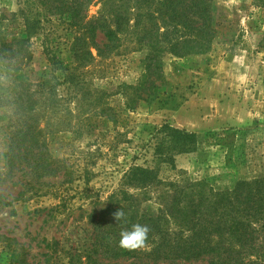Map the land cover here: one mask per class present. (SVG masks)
Instances as JSON below:
<instances>
[{"label":"trees","instance_id":"16d2710c","mask_svg":"<svg viewBox=\"0 0 264 264\" xmlns=\"http://www.w3.org/2000/svg\"><path fill=\"white\" fill-rule=\"evenodd\" d=\"M211 3L212 0H17V10L0 18V67L19 73L31 65V44L37 40L46 71L35 81H20L9 87L8 94V89L0 88L5 91L0 94V108L13 106L5 178L12 179L16 171H21L29 179L23 186L25 190L33 188L32 182L47 186L42 182L46 178H61V186L71 184L75 171L64 159L51 156L48 134L40 126L44 113L48 116L57 112L64 101L58 95L59 88L64 87L69 96L77 98L88 88L81 81L87 69L97 60L123 55L134 44L147 52L141 59L143 74L138 84L126 87L127 105L148 102L156 96L155 82L164 79L161 54H178L180 50L198 54L214 40ZM93 7L97 11L90 16ZM99 34L105 38L101 44L97 41ZM109 110L101 107L96 116L102 118ZM113 116L112 113L111 119ZM149 135L151 165L132 163L102 207L97 205L89 213L80 231L90 243L69 246L61 262H49L48 255L45 263L264 264V177L240 182L232 190L207 189L201 181H189L175 165L177 156L197 150L195 133L164 123ZM163 167L176 172L174 177H161ZM119 210L124 211L126 222L114 219ZM136 223L150 228L146 246L121 248L120 232ZM0 243L20 249L17 254L12 250L2 264H30L26 249L16 240L0 234Z\"/></svg>","mask_w":264,"mask_h":264},{"label":"rangeland","instance_id":"374dc122","mask_svg":"<svg viewBox=\"0 0 264 264\" xmlns=\"http://www.w3.org/2000/svg\"><path fill=\"white\" fill-rule=\"evenodd\" d=\"M16 10L17 0H0V18ZM96 11L91 8L89 15ZM211 14L215 38L210 46L198 54H161L164 79L155 82L156 96L148 102L127 105L126 87L138 84L147 52L134 44L123 55L97 60L87 69L81 81L88 88L77 98L59 88L64 101L51 117L44 113L40 126L48 134L51 156L75 171L71 184L46 178L47 186L32 182L33 188L25 190L29 179L21 171L5 178L13 106L0 108V234L22 245L30 264H47L48 255L49 262H61L69 246L90 243L80 231L89 213L102 207L132 163L151 165L149 134L161 124L198 137L194 153L175 158L176 169L189 181L224 191L264 177V0H212ZM97 41L104 42V36L99 34ZM31 45V65L19 73L0 67V88L7 94L9 87L35 81L46 71L39 42ZM101 107L110 110L98 118ZM175 173L163 167L160 175ZM17 249L0 243V264Z\"/></svg>","mask_w":264,"mask_h":264},{"label":"clouds","instance_id":"9594fccd","mask_svg":"<svg viewBox=\"0 0 264 264\" xmlns=\"http://www.w3.org/2000/svg\"><path fill=\"white\" fill-rule=\"evenodd\" d=\"M114 219L117 222H126L125 213L119 210L114 213ZM150 228L145 224H132L130 229H124L120 232L119 246L123 249L135 250L144 248L149 237Z\"/></svg>","mask_w":264,"mask_h":264}]
</instances>
